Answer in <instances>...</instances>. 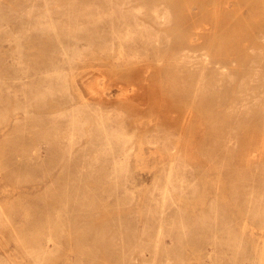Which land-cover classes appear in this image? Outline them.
I'll use <instances>...</instances> for the list:
<instances>
[{
    "label": "rangeland",
    "instance_id": "374dc122",
    "mask_svg": "<svg viewBox=\"0 0 264 264\" xmlns=\"http://www.w3.org/2000/svg\"><path fill=\"white\" fill-rule=\"evenodd\" d=\"M256 4L0 0V264H264V128L217 102L264 77Z\"/></svg>",
    "mask_w": 264,
    "mask_h": 264
},
{
    "label": "bare ground",
    "instance_id": "6f19581e",
    "mask_svg": "<svg viewBox=\"0 0 264 264\" xmlns=\"http://www.w3.org/2000/svg\"><path fill=\"white\" fill-rule=\"evenodd\" d=\"M238 2H245L246 4L248 3V4H252L253 2L255 3V5H258V4H256V0H237ZM210 2L211 1H202V4L201 5H199L198 3H196V5L197 6H199L200 8H201V11H206L207 10V8H209V4H210ZM258 2L260 3V7L262 8V9H264V0H258ZM134 8V7H133ZM119 10H121V9H119ZM135 10V9H134ZM136 11V10H135ZM133 12V13H135V15L136 16H138L137 14H138V11H136L137 12V14H136V12ZM156 11V13H157V15L160 17V18H162L163 17V20L165 21V20H167L168 19V13H165V15L163 14V12L161 13L159 10H155ZM124 12H127V11H124ZM133 13H131L132 15H133ZM124 15V14H123ZM114 16H116V14H114ZM134 16V15H133ZM116 17H118V16H116ZM115 18V17H114ZM133 20V19H132ZM160 20H162V19H160ZM119 22H128V23H132V22H134V21H131V19H129V17H127V16H124L122 19H121V21H119ZM135 23V22H134ZM204 23V22H203ZM208 23V22H207ZM206 23V24H207ZM205 24V25H206ZM188 26H191V24L190 23H188L187 24V27ZM206 26H208V25H206ZM203 27V26H202ZM205 28V27H204ZM198 29V28H197ZM199 30V29H198ZM138 31H139V35H142V34H145V35H148L149 33H150V29H149V27L148 26H141V28H140V30L138 29ZM133 31H130L128 34H130V33H132ZM133 34L135 35L136 34V32L134 31L133 32ZM201 39V38H200ZM199 39V40H200ZM254 48H255V46H254ZM205 50V49H204ZM256 51V50H255ZM257 53V52H256ZM207 58V57H206ZM259 60V59H258ZM251 64V63H250ZM250 68H251V66H250ZM59 72V71H58ZM231 82H232V90H231V92H232V94L230 95V96H228V98L225 100V99H218V104H227V103H230L231 104V106L232 105H236V104H238V103H240V106H239V108L241 109V111H244V114H245V125L246 126H248V127H251V128H256L257 126H259V125H262L263 126V128H264V77H263V79H261L260 77H258L256 74H251V73H248V75H244L243 77H240V78H232L231 79ZM136 85V84H135ZM137 87H140V86H137ZM143 87V86H142ZM222 87V86H221ZM133 88H135V87H133ZM136 89V88H135ZM140 90H142V89H140ZM150 90V89H149ZM218 95V94H217ZM74 108H72L71 109V112H74V111H72ZM75 111H77V110H75ZM71 112H69V114L71 113ZM72 114V113H71ZM68 116H71V115H68ZM73 118V122H72V128L70 129V131H71V140L72 139H74V137L76 136L77 138H79L80 139V137L79 136H77V135H79L80 133H82V129H80V126H79V122H78V120L75 118V117H72ZM70 120V119H69ZM103 122V121H102ZM115 123V122H114ZM111 125H115V124H111ZM111 125H110V127H111ZM120 125V124H119ZM118 125V126H119ZM114 127V126H113ZM234 128V127H233ZM102 131L103 132H101L102 134L101 135H104V138H105V140H106V144L110 147V148H112L113 149V147H115V145H120L122 142H123V140H124V138H125V136H124V134H123V132H122V127H121V129L118 127L117 128V126H115L114 128H109V127H107L105 124L104 125H102ZM86 132V131H85ZM99 133H100V131H98ZM84 133V132H83ZM82 133V134H83ZM263 133H264V131H263ZM82 134H80V135H82ZM227 134H228V131H227ZM70 141V140H69ZM80 141V140H79ZM127 141V140H126ZM75 142V141H74ZM125 142V141H124ZM123 142V143H124ZM73 143V142H72ZM76 143V142H75ZM126 143V142H125ZM129 143V142H128ZM127 144V143H126ZM69 146V145H68ZM122 146V145H121ZM69 147H71V146H69ZM68 147V148H69ZM117 147V146H116ZM126 148H128L127 146H125ZM131 147V146H130ZM122 148H124V146L122 147ZM71 149V148H70ZM125 150V149H124ZM119 151H121L120 149H119ZM252 152L253 151H257V154H255V156L256 157H261V158H263L264 159V136L262 137V144H261V149L260 150H258V148H257V150L256 149H252L251 150ZM124 152V151H123ZM123 152H121V154L123 153ZM125 153V152H124ZM123 153V154H124ZM126 154V153H125ZM118 156V155H117ZM117 156H116V158H117ZM125 156V155H124ZM123 156V157H124ZM129 156V155H128ZM128 156H126L127 158H128ZM120 157V156H119ZM119 159V158H118ZM126 159V158H125ZM130 160V159H129ZM127 161H128V159H127ZM117 162H118V160H117ZM128 162H130V161H128ZM67 165V164H66ZM120 165V164H119ZM70 166H72V165H70ZM123 170V169H122ZM67 171V170H66ZM126 171V170H125ZM124 171V172H125ZM169 172V171H168ZM67 173V172H66ZM170 174V173H169ZM176 184V183H175ZM167 185V184H166ZM165 185V186H166ZM167 188V187H166ZM235 188H237V187H235ZM262 188V187H261ZM174 189V188H173ZM263 189V188H262ZM261 189V190H262ZM169 190V189H168ZM171 190V189H170ZM194 190V189H193ZM234 190H236L237 191V189H234ZM235 191V192H236ZM262 192V191H261ZM237 193V192H236ZM165 194H166V192H165ZM190 194V193H189ZM235 194V193H234ZM261 197V196H260ZM259 199H261V198H258V201H259ZM211 202H212V199H211ZM215 202V201H214ZM211 205H212V203H211ZM176 206V205H175ZM174 206V207H175ZM218 207V206H217ZM214 208V207H213ZM81 210V209H80ZM216 210H217V208H216ZM88 211V210H87ZM170 211H174V210H170ZM81 212V211H80ZM85 212V211H84ZM83 212V213H84ZM167 212V211H166ZM215 212V211H214ZM220 212V211H219ZM252 213V215L253 216H257V217H260V218H263L264 219V208H262V207H259L257 210H254V211H251ZM83 213L81 214V215H83ZM87 213V212H86ZM78 214H80L79 212H78ZM77 214V215H78ZM85 214V213H84ZM87 214H89V212L87 213ZM87 214H85L84 216H86ZM159 214V213H158ZM162 215V214H161ZM220 215H222L221 213H220ZM80 217V216H79ZM79 217H77V218H79ZM158 217V216H157ZM224 217V216H223ZM171 218V217H170ZM84 219V218H83ZM74 220V219H73ZM73 220H71V221H73ZM220 220H221V217H220ZM66 221V220H65ZM188 220H186V222H187ZM181 221H179V223H180ZM185 222V221H184ZM183 222V223H184ZM79 223V222H78ZM182 223V224H183ZM176 224V223H175ZM185 224V223H184ZM183 224V225H184ZM176 225H178V224H176ZM175 226V225H174ZM181 226V225H180ZM187 226H189L188 225V222H187ZM202 226V225H201ZM244 226V225H243ZM161 227V226H160ZM165 227H166V225H165ZM178 227H179V225H178ZM64 228V227H63ZM70 228V227H69ZM175 228H176V226H175ZM190 228H191V224H190ZM183 229V228H182ZM182 229H180V230H182ZM185 229V228H184ZM159 230H161V228H159ZM176 230V229H175ZM188 230V229H187ZM186 230V231H187ZM88 232V231H87ZM179 233H180V231H178ZM183 232V231H182ZM253 234V233H252ZM256 235V234H255ZM183 237H185L186 238V235L184 234V236ZM182 237V238H183ZM180 238H181V236H180ZM181 238V239H182ZM180 239V240H181ZM264 240V239H263ZM183 241V240H182ZM143 243V242H142ZM157 248V247H156ZM264 250V249H263ZM262 257H263V254H262ZM261 257V258H262ZM155 258V257H154ZM263 259V258H262ZM152 260H153V258H152ZM264 261L262 260V262L261 263H263Z\"/></svg>",
    "mask_w": 264,
    "mask_h": 264
}]
</instances>
